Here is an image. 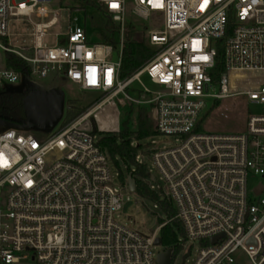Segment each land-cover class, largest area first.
<instances>
[{
	"label": "built area",
	"instance_id": "obj_1",
	"mask_svg": "<svg viewBox=\"0 0 264 264\" xmlns=\"http://www.w3.org/2000/svg\"><path fill=\"white\" fill-rule=\"evenodd\" d=\"M46 1L0 0V90L20 91L34 77L62 76L107 97L51 134L17 128L0 133V264H157L155 241L169 221L146 235L116 219L128 182L113 183L108 152L83 126L121 94L153 105L157 131L177 142L155 150L153 159L184 226V246L200 245L193 264L244 258L264 264V0H99L120 27L118 49L88 43L85 27L77 24L64 45L46 46L43 38L59 23L58 12L36 25L33 46L6 43L9 16L46 17L49 10L39 5ZM130 5L141 20L161 13L164 28L148 35L151 61L123 79ZM218 41L225 70L215 82ZM6 53L24 60L28 73L7 67ZM145 75L155 88L142 81ZM135 82L150 98L131 95ZM237 95L261 108L250 115L245 133L198 129L209 100ZM252 174L261 180L249 190Z\"/></svg>",
	"mask_w": 264,
	"mask_h": 264
},
{
	"label": "rangeland",
	"instance_id": "obj_2",
	"mask_svg": "<svg viewBox=\"0 0 264 264\" xmlns=\"http://www.w3.org/2000/svg\"><path fill=\"white\" fill-rule=\"evenodd\" d=\"M49 10L46 17L33 14L29 16H9L8 18V37L4 38L8 44L16 48L30 47L35 43V28L38 23L50 21L55 12H58L59 23L48 29L47 34L43 38V43L48 47L64 45L66 42V35L69 33L71 26L74 24L85 27L87 34V41L90 44L104 43L106 37L105 30L101 29L109 22H114L113 19L107 17L100 11L90 8L82 7L79 3L72 0H50L43 4ZM161 13H152L148 20H141L132 12V5L129 6L127 15V22L133 23L136 26V31L140 39L148 40V35L151 31L162 30L164 28ZM118 52H114V59H117ZM3 62V53L0 50V64ZM142 81L150 88H155L148 78L143 76ZM30 87L34 92L38 93H60L65 99V110L60 124L67 120L65 119L69 109H82L83 112L75 118L69 117L71 124L81 118V116L92 108L98 102L104 100L107 95L96 91H85L80 89L77 85L70 82L62 76H50L46 78L34 77L30 83ZM140 83L135 82L131 88V95L138 99H148L150 96L143 95L140 92ZM134 107L132 112V130L137 128V109L139 107H147L149 109V117L156 128V114L154 106L151 104H137L127 101L123 94L114 99L113 104H107L99 113L98 118L90 117L83 122V126L99 137L101 132L117 133L122 126L125 119V114L130 106ZM261 108L250 103L247 96L237 95L230 98H224L216 103L212 100L208 102V109L204 114V121L201 124V130L206 133L217 134H243L247 131V124L252 113H259ZM67 124V125H68ZM9 128H17L27 132H33L38 136L51 134L54 129H43L31 126L28 122L23 120H14L11 122L0 121V133ZM176 140L172 136L160 134L149 137L142 141L135 140L133 145L139 146V154L137 161L140 164H145L149 170V177L145 179V183L150 189L156 191L161 198H166L167 192L166 183L162 178L160 170L154 163L153 152L155 150H163L175 146ZM139 159V160H138ZM109 167L112 174L113 183L115 185L127 184L128 176L131 173L127 165L118 158L117 161L110 159ZM260 178L255 175H250L248 179L249 190H251L256 183L260 182ZM125 204L122 210L116 215V219L128 228L139 231L146 235H151L157 231L158 227L165 221L171 222L167 219L164 212L158 205L149 200L140 197L137 193L130 192L124 189ZM129 197V200L127 199ZM169 200V199H168ZM161 235V231H158ZM182 239V237L180 238ZM171 248V247H167ZM200 245L195 243L193 246L187 243L179 251L175 252V257L172 264H193L197 257ZM162 245L156 246L154 251L156 253L164 251ZM28 264H33L28 261ZM238 264H250L244 258L238 261Z\"/></svg>",
	"mask_w": 264,
	"mask_h": 264
},
{
	"label": "trees",
	"instance_id": "obj_3",
	"mask_svg": "<svg viewBox=\"0 0 264 264\" xmlns=\"http://www.w3.org/2000/svg\"><path fill=\"white\" fill-rule=\"evenodd\" d=\"M72 1L79 3L82 7L96 9L111 18V15L105 10L103 3L99 0ZM101 29L106 32L104 43L112 45L114 49H118L122 37L120 27L115 22L108 21ZM217 43L218 55L216 58V66L212 71V76L215 82H218L221 72L225 70L223 63V42L218 41ZM154 55L155 50L151 48L144 39L139 38L136 26L133 23H129L123 34L121 77L127 79L133 76L148 64ZM6 65L7 67L14 68L18 71H24L26 73L29 71L27 63L13 53H6ZM28 78L29 77L27 76V80ZM33 92L34 91L28 84H26V86L20 91L0 90V121L11 122L14 120H23L28 122L25 111V100ZM133 111L134 107L131 105L125 114L121 129L117 133L101 132L98 145L103 150L107 151L110 158L115 161H117L118 158L122 159L136 180V193L142 198L155 202L164 212L166 218L171 220V222L161 229L160 237L163 246L174 249V260L175 252L179 251L185 243L184 226L180 220L176 218V210L172 202L166 198H161L156 191L150 189L145 183V179L149 177V170L145 164L138 163L137 156L140 147L133 145L135 140L142 141L149 137L160 135V133L154 129L153 123L149 117V109L147 107H139L137 109V128L136 130H132L131 124ZM82 112V109H69L65 117V119H68L64 120L59 127L66 126L71 122L69 117L75 118ZM203 121L204 117L198 125L199 130L201 129ZM181 237L184 238L183 241H180Z\"/></svg>",
	"mask_w": 264,
	"mask_h": 264
},
{
	"label": "water",
	"instance_id": "obj_4",
	"mask_svg": "<svg viewBox=\"0 0 264 264\" xmlns=\"http://www.w3.org/2000/svg\"><path fill=\"white\" fill-rule=\"evenodd\" d=\"M65 110V99L60 93L33 92L25 100V111L28 123L37 128L54 129L61 121ZM128 190L136 193L137 184L132 173L128 176ZM217 238L213 239L216 242ZM253 241V239L251 240ZM155 244L163 245L161 237H157ZM173 248H167L157 256V264H171L173 260Z\"/></svg>",
	"mask_w": 264,
	"mask_h": 264
}]
</instances>
